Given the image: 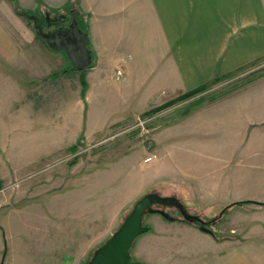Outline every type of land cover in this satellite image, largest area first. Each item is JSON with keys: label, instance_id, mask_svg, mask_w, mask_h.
<instances>
[{"label": "rangeland", "instance_id": "obj_1", "mask_svg": "<svg viewBox=\"0 0 264 264\" xmlns=\"http://www.w3.org/2000/svg\"><path fill=\"white\" fill-rule=\"evenodd\" d=\"M28 1L0 0V25L6 30L5 38L10 45L0 52V254L10 252V245L17 242L19 252H24V240L32 236L36 238L38 264H45L41 260L47 261L52 252L45 250L49 239L61 242L68 236L80 237L83 217L97 218L100 209L102 224L107 225L105 216L119 199V193L127 191L135 173L150 171L141 162L155 151L157 157L153 161L160 157L155 142L157 137L163 140L169 133L163 130L165 124L198 119L189 129V132L194 129L195 147L187 145V148L195 157L208 160L207 172L213 177L247 180L264 175V78L231 92L264 72V57L248 67L219 76L217 81L214 78L202 84L207 87L187 97L180 96L184 92L146 112L115 121L113 113L123 97L105 82L122 78L125 70L108 69L105 42L89 33L93 20H88L76 7V0L74 5L67 2L59 8L47 7L45 0H36L32 9L24 7L31 5ZM28 15H34L42 26L48 19L61 23L60 20L71 22L76 18L89 33V48L98 61L95 76L107 74L109 78L94 87L95 99L89 96V104L87 69L92 65L74 69L65 52L52 49L37 36L35 21ZM13 55L12 61L8 60ZM121 108L126 109L125 102ZM108 119L106 129L91 131ZM202 119H208L207 123ZM174 140L179 141L168 137L165 146H161L166 150L164 161L170 160L168 144H175ZM141 144L149 150L143 160L138 150L124 155ZM202 144L209 146L208 155H203ZM173 151L176 154L184 150ZM90 168L94 169L92 174L77 177ZM154 191L160 192L161 188L149 192ZM138 199L120 213V223ZM243 203L235 201L226 206L227 203L212 201L209 205L196 197L191 206L183 204L189 213L204 220L203 224L193 222L199 230L230 239L233 250L238 247V239L246 236L241 232L250 230L245 227L247 223L258 217L255 212L229 211L231 206ZM155 207L183 217L175 206ZM155 215L162 214L147 213L143 218L149 229L157 220ZM263 238L264 234L259 233L247 243ZM132 249L133 246L130 252ZM132 260L136 262L134 257Z\"/></svg>", "mask_w": 264, "mask_h": 264}, {"label": "crops", "instance_id": "obj_2", "mask_svg": "<svg viewBox=\"0 0 264 264\" xmlns=\"http://www.w3.org/2000/svg\"><path fill=\"white\" fill-rule=\"evenodd\" d=\"M45 1L47 7L53 8L67 2L74 3V0ZM28 2L31 5L24 7L32 9L38 1ZM76 3L85 17L93 20L90 35L106 44L103 49L108 51V69L124 67L125 70L122 78L114 77L110 83L107 74L95 76L97 60L87 69L88 104L89 96L95 99L94 87L104 79L107 80L105 85H109L111 90L115 88L116 94L123 97L113 113L115 121L146 112L167 99L223 74L248 67L264 57V0H76ZM6 35V30L0 25V52L10 46ZM13 58L14 55L8 60ZM262 78L264 75L231 92H237ZM123 102L126 109L121 108ZM108 120L91 131L106 129ZM197 120L165 124L163 130L169 133L163 140L157 137L155 149H158L160 157L156 161L142 163L149 151L145 144L124 153L128 155L138 150L143 160H140L141 165L150 171L135 173L127 191L119 193V199L105 216L109 222L107 225L102 224L100 209L97 218L96 215L89 219L83 217L82 235L77 238L68 236L61 242L56 238L49 239L45 250L52 252L47 255V261L41 262L87 263L95 250L123 222L120 223L119 218L126 206L145 193L161 188L160 192H156L178 197L190 206L196 197L209 205L212 201L227 203L226 206L235 201H245L231 206L229 211L255 212L258 217L247 223L245 227L250 230L241 232L246 236H241L237 249L231 250L230 239L206 234L183 217L175 215V219H165L162 215H155L157 220L153 227L139 235L132 245L131 256L139 264H264V238L260 242L247 243L252 236L264 234V218L261 216L264 215V204H261L264 203V175L247 179L255 181L253 184H249L245 177L231 180L210 175L207 172L208 160L195 157L187 148V145L194 146V129L190 132L189 129L191 125H196ZM201 121L206 124L208 119ZM160 133L161 130L158 131ZM168 137L179 139L174 140L176 145L168 144L171 145L169 162L164 161L166 150L161 147L165 146ZM179 148L184 151L175 154L173 150ZM201 150L203 155H208L210 151L209 146L203 144ZM92 169L77 177L84 173L92 174ZM19 251V242L10 245V252L0 254V261H3L2 264H38L35 237L25 238L24 252Z\"/></svg>", "mask_w": 264, "mask_h": 264}, {"label": "water", "instance_id": "obj_3", "mask_svg": "<svg viewBox=\"0 0 264 264\" xmlns=\"http://www.w3.org/2000/svg\"><path fill=\"white\" fill-rule=\"evenodd\" d=\"M28 17L35 21L34 28L37 36L52 49L65 52L74 69H86L93 64V52L89 48V33L80 26L76 18L67 27L47 31L34 15H28ZM156 205L175 206L183 219L204 223L201 217L189 213L179 198L164 196L156 191L147 192L138 199L118 229L95 250L86 264H136L133 263L130 248L141 233L149 230V226L143 223L144 216L147 213L158 212L167 219L175 218L163 208L155 207ZM202 228L207 229L205 226Z\"/></svg>", "mask_w": 264, "mask_h": 264}, {"label": "flooded vegetation", "instance_id": "obj_4", "mask_svg": "<svg viewBox=\"0 0 264 264\" xmlns=\"http://www.w3.org/2000/svg\"><path fill=\"white\" fill-rule=\"evenodd\" d=\"M60 22L61 23H57V21H55L54 19H48V21L46 20V23L43 28L47 31H52L60 27H67V25H69L70 23V21L66 22L64 20H60Z\"/></svg>", "mask_w": 264, "mask_h": 264}, {"label": "trees", "instance_id": "obj_5", "mask_svg": "<svg viewBox=\"0 0 264 264\" xmlns=\"http://www.w3.org/2000/svg\"><path fill=\"white\" fill-rule=\"evenodd\" d=\"M262 75H264V72H261V73L255 75V76L249 78V79H248L247 81H245V82H246V83H247V82H250V81L254 80L255 78L260 77V76H262ZM218 78H219V77L215 78L214 81H217ZM206 87H207V84L202 85V86H200V87H198V88H196V89H193V90H191V91H188V92H186V93H184V94H182V95H180V96L187 97L188 95H191V94L195 93V92L198 91V90L205 89ZM174 219H175V218H174ZM135 263L139 264L137 261H136Z\"/></svg>", "mask_w": 264, "mask_h": 264}, {"label": "built area", "instance_id": "obj_6", "mask_svg": "<svg viewBox=\"0 0 264 264\" xmlns=\"http://www.w3.org/2000/svg\"><path fill=\"white\" fill-rule=\"evenodd\" d=\"M157 157V152H152L150 153L146 158H145V162H152L153 160H155V158Z\"/></svg>", "mask_w": 264, "mask_h": 264}]
</instances>
